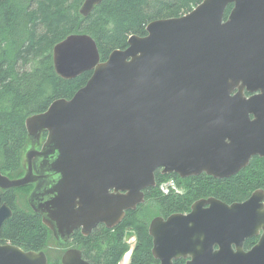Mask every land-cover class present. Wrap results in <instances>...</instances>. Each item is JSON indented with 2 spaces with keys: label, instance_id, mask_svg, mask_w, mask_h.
Instances as JSON below:
<instances>
[{
  "label": "water",
  "instance_id": "95a60500",
  "mask_svg": "<svg viewBox=\"0 0 264 264\" xmlns=\"http://www.w3.org/2000/svg\"><path fill=\"white\" fill-rule=\"evenodd\" d=\"M103 1L85 0L79 14ZM52 61L64 80L91 77L70 100L25 120L32 146L44 132L46 140L25 154L23 177L0 172V188L57 178L43 195L42 223L59 247L78 229L87 236L99 224L116 227L144 203L157 170L220 180L264 159V0H202L184 16L148 24L146 36L129 37L105 62L90 36L71 35L54 46ZM34 159H50L45 176L33 173ZM10 216L1 206L0 226ZM148 235L158 264L187 256L185 264H264V193L231 205L196 201L186 215L152 219ZM251 238L258 241L245 251ZM0 264L48 261L6 244ZM62 264L90 263L73 249Z\"/></svg>",
  "mask_w": 264,
  "mask_h": 264
},
{
  "label": "trees",
  "instance_id": "16d2710c",
  "mask_svg": "<svg viewBox=\"0 0 264 264\" xmlns=\"http://www.w3.org/2000/svg\"><path fill=\"white\" fill-rule=\"evenodd\" d=\"M84 1L0 0V171L10 178L21 176L24 170L25 120L44 113L56 100H70L91 77V72H85L71 80L60 78L52 61L56 44L71 35H88L96 44L100 61L105 62L113 51L127 48L129 37L146 36L148 24L184 16L202 2L104 0L83 18L79 10ZM231 9L232 5L227 6L224 19ZM154 180L155 187L145 190L144 203L126 212L118 226L96 228L85 237L73 233L70 245L82 252L83 259L91 264H118L133 248L130 264L154 263L147 230L154 216L188 213L191 205L202 199L231 205L246 201L257 190L264 193V159L252 158L244 169L226 179L205 174L181 179L156 171ZM170 180L182 189L181 194L160 192V185ZM13 193L10 190L1 196L13 208V215L0 226V245L43 252L48 264H60L59 246L49 248L55 240L52 233L41 224L38 214L13 207ZM127 230L135 233L132 248L123 242ZM257 241L246 240L244 250L249 251Z\"/></svg>",
  "mask_w": 264,
  "mask_h": 264
},
{
  "label": "flooded vegetation",
  "instance_id": "af4514ba",
  "mask_svg": "<svg viewBox=\"0 0 264 264\" xmlns=\"http://www.w3.org/2000/svg\"><path fill=\"white\" fill-rule=\"evenodd\" d=\"M246 96H249L248 94H246ZM43 135H45V136H43ZM43 135H42V140H41V144L40 145H35V146H31V149H35V150H41V146H42V144H43V142L45 141V139H46V137H47V133L46 132H44L43 133ZM44 138V139H43ZM30 149V148H29ZM25 152H26V150H25ZM27 153V152H26ZM48 161H50V159H48V160H46V161H44L43 163H41V160H37V159H34V160H32V170H33V173L34 174H39V175H42V176H45L47 173H46V170L48 169V167H49V163H48ZM46 162V163H45ZM23 164H24V166H25V168H24V170H23V173H22V175L21 176H18V177H16V178H10L7 174L6 175H4L1 171V174L2 175H4V176H6V177H8V178H10V179H19V178H21V177H23L24 176V174H25V170H26V161H25V163H22V166H23ZM157 171H159V172H161L160 170H157ZM57 181H58V179L56 178H53V177H50V178H43V179H41V180H38L37 182H35V183H33V184H30V185H28V186H26V187H23V188H20V189H18V191H15L16 189H7V190H4V189H1L0 188V207L1 206H5V207H7L8 209H9V211L11 212V216L13 215V208H11L10 206H8L6 203H4L3 201H2V195L4 194V193H6V192H8V191H13L14 193V206L13 207H15V209L16 210H18V211H22V212H25V213H34V214H38L39 215V217H40V220H41V224L43 225V223H42V220H43V195H45V194H47L49 191H51V189L54 187V185L57 183ZM156 185V184H155ZM153 187H155V186H153ZM152 187V188H153ZM150 188V187H149ZM23 189V190H22ZM148 189V188H147ZM147 189H145V190H147ZM145 190L143 191L144 193H145ZM19 194L23 197L22 198V200H21V196H20V198H19ZM144 197H145V194H144ZM40 200V201H38L37 202V200ZM22 203H24L26 206H25V208H23L22 207ZM139 206V205H138ZM35 209V211L36 212H34L33 210ZM174 215V214H173ZM11 216H10V218H11ZM169 216H171V215H169ZM169 216H167V217H169ZM160 217H162L163 219H166L167 217H164V216H160ZM119 225V224H118ZM117 225V226H118ZM100 227H105L104 225H102V224H99L96 228H100ZM96 228H94V229H96ZM105 228H107V227H105ZM148 228V227H147ZM93 229V230H94ZM107 229H109V228H107ZM113 229V228H112ZM92 230V231H93ZM148 230V229H147ZM91 231V232H92ZM76 232H79L80 234H81V230L80 229H78V230H76V231H74V234L76 233ZM126 233H127V231L125 232V234H124V237H123V242L125 243V244H128L127 243V241H126V238H125V236H126ZM90 234V233H89ZM88 234V235H89ZM135 234V233H134ZM82 235V234H81ZM87 235V236H88ZM82 236H84V235H82ZM85 237V236H84ZM151 242H152V239H151ZM63 245V244H62ZM73 249H75V250H78L77 248H75V247H73V246H71L70 245V239H69V241H68V243H67V245L66 246H60V247H58V251H59V255H60V264H62V258H63V255L67 252V251H69V250H73ZM152 249V248H151ZM132 250H133V248L129 251L130 253H129V255L128 256H124L122 259H120L119 261H118V264H130V260H131V255H132ZM79 252H80V254H81V257H82V259H83V255H82V252L80 251V250H78ZM189 257L187 256L186 258H179L178 260H175V261H173V264H185L187 261H189ZM83 260H85V259H83ZM86 261V260H85ZM88 262V261H87ZM89 263V262H88ZM91 264V263H90ZM152 264H158V261L157 260H155L154 259V263H152Z\"/></svg>",
  "mask_w": 264,
  "mask_h": 264
},
{
  "label": "rangeland",
  "instance_id": "374dc122",
  "mask_svg": "<svg viewBox=\"0 0 264 264\" xmlns=\"http://www.w3.org/2000/svg\"><path fill=\"white\" fill-rule=\"evenodd\" d=\"M44 139V138H43ZM46 140V139H45ZM45 142V141H44ZM44 142H43V144H44ZM40 144H41V142H40ZM31 143L28 141V144H27V149H26V152L28 151V150H30L31 149ZM30 148V149H29ZM26 152H25V154H26ZM25 154H24V158H23V160H24V163H25ZM24 168H25V166H24ZM25 172H26V170H25ZM173 182H174V184H175V186H173V188L172 189H175V191H173V190H171V192L173 191V192H175V194H181L182 193V189L181 188H179L178 186H177V184H176V182L173 180ZM170 184L171 183H168L167 184V188H169L170 189ZM160 190V189H159ZM164 192H165V189H164ZM166 194H168V192L166 193ZM20 194H19V198H20ZM22 196H21V200H22ZM144 200H145V197H144ZM25 204L24 203H22V207L23 208H25ZM153 211H155V210H153ZM128 212V211H127ZM189 213V212H188ZM188 213H184V214H182V215H186V214H188ZM158 217H160V216H154L152 219H154V218H158ZM160 218H162V217H160ZM151 219V220H152ZM151 220L149 221V223H148V225H147V227H149V224H150V222H151ZM148 229V228H147ZM128 232H131V233H133V236L130 238V240L127 242L130 246H131V248L135 245V234H134V232L133 231H131V230H127V233ZM126 233V234H127ZM56 242V243H55ZM56 244H57V241L56 240H54V243L51 245V247H49L51 250H54L55 248H56ZM58 248V247H57ZM130 251V250H129ZM130 253V252H129Z\"/></svg>",
  "mask_w": 264,
  "mask_h": 264
},
{
  "label": "built area",
  "instance_id": "2783aa9c",
  "mask_svg": "<svg viewBox=\"0 0 264 264\" xmlns=\"http://www.w3.org/2000/svg\"><path fill=\"white\" fill-rule=\"evenodd\" d=\"M168 183H171V184H170V189L167 188V184H168ZM173 186H175V184H174L173 180H170V181H168V182H166V183L160 185L159 189H160V192H161L162 194H166L167 192H169V191H171V190L175 191V189H172ZM164 189H165V192H164ZM173 191H172V192H173ZM173 193L175 194V192H173Z\"/></svg>",
  "mask_w": 264,
  "mask_h": 264
},
{
  "label": "bare ground",
  "instance_id": "6f19581e",
  "mask_svg": "<svg viewBox=\"0 0 264 264\" xmlns=\"http://www.w3.org/2000/svg\"><path fill=\"white\" fill-rule=\"evenodd\" d=\"M115 235V234H114Z\"/></svg>",
  "mask_w": 264,
  "mask_h": 264
}]
</instances>
